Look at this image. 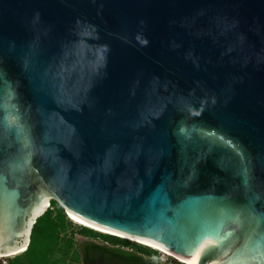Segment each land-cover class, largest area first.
Segmentation results:
<instances>
[{"label": "water", "instance_id": "1", "mask_svg": "<svg viewBox=\"0 0 264 264\" xmlns=\"http://www.w3.org/2000/svg\"><path fill=\"white\" fill-rule=\"evenodd\" d=\"M51 200L264 264V0H0L2 257Z\"/></svg>", "mask_w": 264, "mask_h": 264}, {"label": "trees", "instance_id": "2", "mask_svg": "<svg viewBox=\"0 0 264 264\" xmlns=\"http://www.w3.org/2000/svg\"><path fill=\"white\" fill-rule=\"evenodd\" d=\"M73 224L64 208L51 200L33 224L24 252L8 264H165L155 249ZM76 235L84 240L79 242Z\"/></svg>", "mask_w": 264, "mask_h": 264}, {"label": "bare ground", "instance_id": "3", "mask_svg": "<svg viewBox=\"0 0 264 264\" xmlns=\"http://www.w3.org/2000/svg\"><path fill=\"white\" fill-rule=\"evenodd\" d=\"M68 218L75 224L77 225H80V226H84V227H87V228H90L92 230H95V231H98V232H101V233H106V234H110V235H114V236H117V237H120V238H124V239H127L129 241H132V242H136V243H139L141 245H144V246H147L149 248H153L159 252H161L162 254L164 255H167L181 263H186V264H193L192 262L182 258L181 256L173 253L172 251H170L169 249L165 248L164 246H161V245H158V244H155L153 242H150V241H147V240H144L140 237H137L135 235H132V234H129V233H124V232H119V231H115V230H110V229H105V228H100L98 226H95L89 222H86L78 217H76L75 215L71 214L68 212ZM25 248L23 250H20V251H16V252H12V253H9V254H6V255H3V256H6V257H10L12 255H17L21 252H24ZM2 256V255H0Z\"/></svg>", "mask_w": 264, "mask_h": 264}, {"label": "rangeland", "instance_id": "4", "mask_svg": "<svg viewBox=\"0 0 264 264\" xmlns=\"http://www.w3.org/2000/svg\"><path fill=\"white\" fill-rule=\"evenodd\" d=\"M74 224H75V223H74ZM74 224H73V225H74ZM74 226H75V228H77V226H80V225L75 224ZM76 239H77L79 242L84 240L83 237H81V236H79V235H76ZM98 241H99V240H98ZM99 242H100V241H99ZM135 243H136V242H135ZM138 244H139V243H138ZM159 253H160V254H159V259H160L161 262H163V263H165V264H176V263H174V262L172 261L173 258H171V257H169V256H167V255H164V254H162L161 252H159ZM13 256H14V255L5 258V259L7 260V263H8V259L12 258ZM176 261H177V260H176Z\"/></svg>", "mask_w": 264, "mask_h": 264}, {"label": "built area", "instance_id": "5", "mask_svg": "<svg viewBox=\"0 0 264 264\" xmlns=\"http://www.w3.org/2000/svg\"><path fill=\"white\" fill-rule=\"evenodd\" d=\"M5 258H7V257L6 256H4V257L0 256V264H8L7 260Z\"/></svg>", "mask_w": 264, "mask_h": 264}]
</instances>
